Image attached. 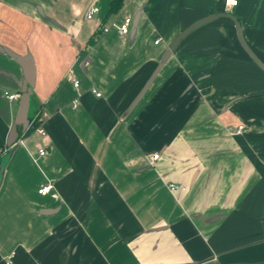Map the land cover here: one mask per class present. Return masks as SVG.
<instances>
[{"label":"crops","instance_id":"0c3cea01","mask_svg":"<svg viewBox=\"0 0 264 264\" xmlns=\"http://www.w3.org/2000/svg\"><path fill=\"white\" fill-rule=\"evenodd\" d=\"M111 4L0 0V264H264V0Z\"/></svg>","mask_w":264,"mask_h":264},{"label":"built area","instance_id":"2783aa9c","mask_svg":"<svg viewBox=\"0 0 264 264\" xmlns=\"http://www.w3.org/2000/svg\"><path fill=\"white\" fill-rule=\"evenodd\" d=\"M226 5L228 6V7H234V6H237L238 5V0H235V2H231V0H226ZM99 8L97 7V6H93L90 10H89V12H88V14H87V18L88 19H94V17L99 13ZM131 23H132V19L131 18H125V19H123V21L121 22V23H118V24H114L113 26H114V28H115V30H116V32L119 34V35H121V36H126V35H128L129 33H130V25H131ZM109 30H110V28H108V27H104V28H102V31H103V33H108L109 32ZM156 44H159V40L158 41H156L155 42ZM74 86H76V88H78L79 86H80V81L79 80H74ZM93 92L94 93H96V95L98 96V97H101V93H99V92H97V90H93ZM6 96H7V98L10 100V101H16V100H19L20 99V96L18 95V94H9V93H7L6 94ZM78 103H79V101L78 100H76L75 101V103H74V107H76L77 105H78ZM38 120L41 122L42 121V117H39L38 118ZM242 130H243V127H242V125H241V127H239L238 128V130L235 132V131H233V130H230V133H232V134H235V133H239V132H242ZM38 132L42 135V136H44L45 135V131L43 130V129H38ZM46 151L44 150V149H40V151H39V154H40V156H45L46 155ZM159 154H155L154 156H153V158H152V161L153 162H155V161H157L158 159H159ZM54 185L52 184V183H47V184H45V185H43L40 189H39V191H38V193L41 195V196H47V195H49L53 190H54ZM169 189H170V191L171 192H177V191H184L186 188L185 187H183V186H180V185H176V184H171L170 186H169Z\"/></svg>","mask_w":264,"mask_h":264},{"label":"water","instance_id":"95a60500","mask_svg":"<svg viewBox=\"0 0 264 264\" xmlns=\"http://www.w3.org/2000/svg\"><path fill=\"white\" fill-rule=\"evenodd\" d=\"M32 85H33V76H32V70L31 67L26 69V81L25 86L23 89L22 97L19 102V111H18V123H22L26 119V132L22 136V138L26 139L28 138L34 131V127L30 125L29 120V112L31 107V98H32ZM19 135L16 129L13 130L10 140H9V146H12L18 141Z\"/></svg>","mask_w":264,"mask_h":264},{"label":"trees","instance_id":"16d2710c","mask_svg":"<svg viewBox=\"0 0 264 264\" xmlns=\"http://www.w3.org/2000/svg\"><path fill=\"white\" fill-rule=\"evenodd\" d=\"M123 5V0H112V4H111V11L110 13H117L118 11H120ZM32 120H34L35 118H31ZM38 118L35 119L34 122V127H38L39 125V120H37Z\"/></svg>","mask_w":264,"mask_h":264},{"label":"snow or ice","instance_id":"6c2138e0","mask_svg":"<svg viewBox=\"0 0 264 264\" xmlns=\"http://www.w3.org/2000/svg\"><path fill=\"white\" fill-rule=\"evenodd\" d=\"M231 2H235V0H231Z\"/></svg>","mask_w":264,"mask_h":264}]
</instances>
